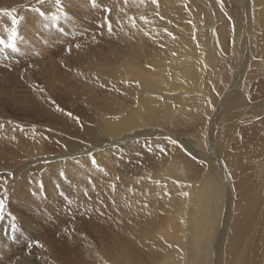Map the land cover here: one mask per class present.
Returning <instances> with one entry per match:
<instances>
[{
    "label": "bare ground",
    "instance_id": "bare-ground-1",
    "mask_svg": "<svg viewBox=\"0 0 264 264\" xmlns=\"http://www.w3.org/2000/svg\"><path fill=\"white\" fill-rule=\"evenodd\" d=\"M95 2L102 30L65 53L75 59L69 57V64L81 79H61L58 64L43 51L46 71L37 72L50 98L73 111H90L93 126L76 123V131L63 135L38 130L34 138L11 128L3 134L5 143H16V154L8 150L6 156L22 163L10 173L31 165L34 180L45 171L53 177L59 172L76 185L66 202L71 228L60 225L64 219L54 220L58 211L51 204L16 191L21 208L36 207V218L30 222L27 210L29 219L20 226L3 213L9 224H0V242H19L21 256L11 248L19 264H31L35 249L33 264H264V0ZM11 31L1 33L4 51L14 42ZM86 60L91 62L84 65ZM12 86L20 87L19 80ZM0 95L10 107L39 109L27 95L19 96L26 99L21 104L6 91ZM109 149L139 158L128 180L106 166L111 187H104L88 163ZM11 164L7 160L6 168ZM59 214L67 217L65 210ZM44 228L52 236H40ZM29 237L41 246L23 242Z\"/></svg>",
    "mask_w": 264,
    "mask_h": 264
},
{
    "label": "rangeland",
    "instance_id": "rangeland-1",
    "mask_svg": "<svg viewBox=\"0 0 264 264\" xmlns=\"http://www.w3.org/2000/svg\"><path fill=\"white\" fill-rule=\"evenodd\" d=\"M10 2L8 0H0V4L7 3L6 5L3 4L6 7V9L0 7V24H2V22H7V25H6L7 27L5 30H2L0 28L1 30L0 36H1V33L4 31L7 33H10V31L12 30L14 26L12 24V19L15 18L16 20L18 19L19 21V24L14 26L16 28V33H17L16 38L18 39L15 38L14 42L10 43V44L15 45L16 47L15 51H13L11 47H7V50L5 51L2 50L1 48L2 43H0V91H6V93L8 92V95L10 96L11 99H13L15 104L18 103L19 101H21L19 102V104H21L23 101H26V99L25 100L22 98L20 99L19 96L27 95L31 99L32 102L34 101L33 104H35V106H38L39 109L36 107V109H38L36 110V112H33L31 110L28 112H25L19 109V107L18 108L10 107L7 104H4V96L0 95V199H2L4 202L3 213L11 217L12 219L14 218L13 221H16L20 226H22L21 224L22 221L24 223L26 220L29 219V216L26 217L27 213H25L27 210L29 211L28 213L30 214V217L32 218L30 222H33V220H35L36 218L35 217L36 212L34 210L36 208L35 206H34L35 208L32 206L28 209L21 208L23 205L22 204L23 202L22 200H20L21 198L18 192L24 191L28 195L30 196L34 195L35 198L41 200L42 206L51 204L49 206H53L52 209L58 211L57 212L58 214L56 213L54 215V220L57 221L58 218L60 220L64 219L62 224L60 225H63L66 227V229H68V228H71L69 221H72V217L67 211L68 207H67L66 202H67V198L70 199V195L73 194L72 189L77 188L76 185L70 183L68 180L66 181L64 175L59 172L56 173V175H54L53 177L52 175H50L48 172L46 173L45 171V172H42L41 178H37V180L36 179L34 180V178L31 177V172H32L31 165L25 168L18 175H13V173H10L12 171H15L17 167L22 163L19 164L17 161H14L12 158H10V157H13L12 154H9V157L6 156V154H8L6 151L8 150H11L12 153H14L16 143L14 142H11V144L7 142L5 143V140H4L5 138L3 134L5 132H8L7 131L8 128H11V129H14V131L17 132L18 134H21L27 138H30V137L34 138L37 136L38 130H50L55 134L63 135V133L68 131L69 129H71V131L73 132L76 131L78 123H80L83 126V122H87L89 126H93L91 125L93 124L92 123L93 120H92L90 111L83 110L82 107H79L80 109L78 108L73 111V109H71L68 105L63 106L59 101L55 99V97H53V99L50 98V95L48 96V94H51V93L49 91L48 85L44 83V76L42 74H38L37 72L44 73L46 71L41 68L42 65L44 64L47 65V62H45L44 57H42L41 52L43 51V53L47 54V59H49L50 61H53L54 65L58 64L57 65L58 68H56V70H58L57 71L58 73H61L62 76L61 75L59 76L60 78L62 77L61 79H65V78L68 79L70 76L72 78V76L74 75L73 73H75L76 68L70 66L69 59L73 57L69 56L70 57L69 58L67 55H65L66 50L69 47H72V48L74 47L76 49L80 48V47H77V45L79 46V44L81 45V43H85V42L89 43L90 41L95 40L96 38L95 34H99V32L97 31H99L98 30L99 28L102 30V26H103L102 20L100 18V13H99L100 5H98L99 3L95 2V0H59V2H57V0H43V3H41L40 0H11ZM20 4H21V8H20V13H19L18 11H16V6H19ZM75 6L77 7V12H73L72 10ZM87 8L91 9V11H89L88 14H86L87 12H85L87 11ZM80 9L82 11L84 9L85 10L82 12ZM55 10L58 11V13H55L53 15L54 13L53 11ZM40 12H43V15H40ZM30 17H32V19ZM108 19H109V16H108ZM18 25H20L24 31ZM106 25L108 27V23ZM27 34L28 36L30 35L31 36L28 37L27 39L26 38L23 39L24 36H26ZM107 35H108V38H107L108 41H113L112 31L109 32V30H107ZM39 48L41 50H39V52H35V50ZM65 56L67 58H64ZM34 61H37L36 64H33ZM89 62L91 61L90 60L84 61V65L88 64ZM66 68H68V70H66ZM48 71L52 72L50 70ZM64 71L65 72L67 71V72L65 73ZM73 77H75L76 79L78 78L81 79V77H76L75 75ZM14 79L19 80L20 87L12 86ZM55 94H58V93H55ZM58 95L62 96L63 98L66 97L64 93H60ZM38 104H41V105H38ZM26 105L30 106L31 103L26 102ZM40 109H42L44 112L42 110L40 111ZM41 112L45 113V115H42ZM189 112L190 111H186V114H188ZM69 113H71V116L68 115ZM52 115L63 116L67 118L69 122L72 121L75 123L73 124L75 125V127L72 125V128H71L69 126V123L68 124L59 123V121L56 120L54 117H53L54 119L52 118ZM77 118H79V122L77 121ZM181 118L179 121H181L182 124L183 122L185 124L186 120H183L184 117H181ZM170 129H173V127H170ZM175 129L176 127L173 129L174 132L177 131ZM178 131H179L178 134L180 133L179 135L181 137L189 136L190 138H193V136H191V133H189V131H186L187 133L185 132V130H181V131L178 130ZM129 143H130L129 140L125 141V144H129ZM60 147H62L61 150L65 149L64 146H60ZM106 148H108L107 145H106ZM113 153H114L113 149L102 151L99 153V156L100 155L102 156V157L100 156L101 159L100 157H98L96 160H94L96 164L93 163V161H91L93 165L95 164L96 166H99V167H96L95 165L93 166L91 163H88L90 164L89 166L92 167V169L94 168L96 170L95 172L98 171L97 181L99 184L101 183V185L104 187L105 186L111 187L110 186L111 185L110 176L107 175V172L105 170L106 166L107 168L109 169L111 168L112 170H114V172H116L115 174L119 176L121 175L123 176V178L125 177L124 178L125 180H128L130 179L129 178L130 172L133 169V166L136 165L137 163L136 160L139 158L137 157L135 159L134 158L135 155H133L132 153L131 154L127 153L128 155L125 158H123L121 154L118 155V153L116 152L114 154ZM7 160H11L13 163L11 164L12 166L9 168H6ZM115 160L116 161L119 160V162L122 163L121 164L122 166H120L119 162H117L118 164L117 166ZM102 163L104 164L106 163L105 166ZM115 167L118 169L116 170ZM87 177L90 178L89 176ZM87 181L91 182L89 180ZM32 184H34L33 187H32ZM78 184L81 185L80 182H78ZM34 189H37V191L35 192ZM38 209L42 212V210L39 207ZM64 210H65V215L67 217L63 215L61 216L59 214L60 211L62 214ZM7 221H8L7 218L5 220L0 218V224L2 226L3 225L5 226L6 223L9 224V221L8 222ZM52 232L53 230H50V228H48V230L44 228V231L40 234V236H52L53 234ZM32 235L35 236V234H32ZM1 237L3 238V236ZM7 240L10 243L9 242L5 243L7 242ZM57 240L63 241L62 239H58V238ZM23 242H26L27 245H29L30 242L33 245H35L36 243L34 242L32 237L24 239ZM18 247L19 249H16ZM11 248L16 251L21 249V247L19 246V242L18 241L13 242L11 237H9L8 239L4 238V242L2 241L0 242V264H17L18 262L17 256H21V252L18 251L16 253L17 256H13L11 252L12 251ZM26 248L28 247L26 246ZM28 250L30 251L29 248ZM6 251L9 253V255ZM72 251L76 252L77 247L73 246ZM32 252L34 253H32L31 255L29 254L30 256H28L31 260V264H33L32 260H35L36 257L38 258L39 256V254L37 253L38 250L35 249V250H32ZM68 256L75 257V255H72V254H69ZM33 257L35 258L33 259ZM48 261L51 263L53 261V263H55V260L54 259L52 260V258L48 259ZM64 261L66 262V260Z\"/></svg>",
    "mask_w": 264,
    "mask_h": 264
},
{
    "label": "snow or ice",
    "instance_id": "snow-or-ice-1",
    "mask_svg": "<svg viewBox=\"0 0 264 264\" xmlns=\"http://www.w3.org/2000/svg\"><path fill=\"white\" fill-rule=\"evenodd\" d=\"M40 2L43 3V0H40ZM57 2H59V0H57ZM156 2H157V0H152V3H156ZM218 2L222 3V0H218ZM37 11H39V10H37ZM107 11L110 12L111 10L110 9H107ZM40 15H43V12H40ZM18 23H19L18 20H16L15 18L12 19V24L14 26L17 25ZM107 23H108V30H109V32H111V30H112L111 29V24H110V22H107ZM15 38H16V28L13 27L12 33H11V36L9 37V39L14 40ZM0 43H3V41H0ZM8 47H11L13 49V51L16 50V47H15L14 44H9ZM77 47H79V46L77 45ZM68 115L71 116V113H69ZM77 121L79 122V118H77ZM172 142L173 143H176L175 141H172ZM93 163H95L94 160H93ZM3 211H4V202H3L2 199H0V217H2ZM36 244H37V246H41V245H39V242L38 241L36 242Z\"/></svg>",
    "mask_w": 264,
    "mask_h": 264
}]
</instances>
